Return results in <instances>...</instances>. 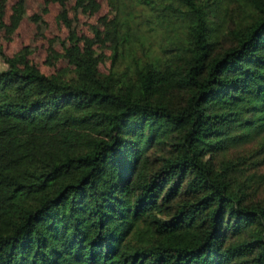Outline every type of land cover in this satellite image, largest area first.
Wrapping results in <instances>:
<instances>
[{"label": "trees", "instance_id": "16d2710c", "mask_svg": "<svg viewBox=\"0 0 264 264\" xmlns=\"http://www.w3.org/2000/svg\"><path fill=\"white\" fill-rule=\"evenodd\" d=\"M111 60L0 49V264H264V0H108Z\"/></svg>", "mask_w": 264, "mask_h": 264}, {"label": "rangeland", "instance_id": "374dc122", "mask_svg": "<svg viewBox=\"0 0 264 264\" xmlns=\"http://www.w3.org/2000/svg\"><path fill=\"white\" fill-rule=\"evenodd\" d=\"M114 16L115 4L108 0H0V49L20 69L35 67L67 78L73 73L74 46L88 45L105 72Z\"/></svg>", "mask_w": 264, "mask_h": 264}]
</instances>
